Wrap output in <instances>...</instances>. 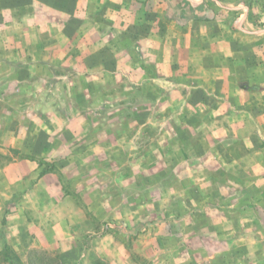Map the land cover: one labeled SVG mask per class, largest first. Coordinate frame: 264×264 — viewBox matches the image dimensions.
<instances>
[{"label": "crops", "instance_id": "1", "mask_svg": "<svg viewBox=\"0 0 264 264\" xmlns=\"http://www.w3.org/2000/svg\"><path fill=\"white\" fill-rule=\"evenodd\" d=\"M17 1L0 0L2 38L9 44L0 43V155L20 154L0 161V236L14 248L60 249L62 264L78 258L72 231L90 228V220L80 205L67 213L56 209L62 198L66 201L62 184L70 183L82 194L88 192L82 186L87 179L80 165L69 181L62 179L64 166L42 167L53 162L52 153L57 159L61 153L67 168L78 164L75 152L97 147L75 140L85 135L86 123L78 97L70 96L76 105L67 110L66 99L53 96L60 88L62 94L68 92L67 82L75 87L79 80L89 87L94 82L108 85L116 77L117 84L125 85L129 79L122 69L142 75L154 70L162 91L149 104L164 106L158 115L165 121L164 131L149 128L145 141H139L140 131L120 141L125 115H111L107 119L120 120V131L106 129L105 134H117L118 141L101 150L124 153L120 166L134 162L143 150L152 170L161 169L148 176L150 184L165 182L149 187V218L164 219L151 223L164 237L153 233L146 242L152 253L145 258L123 247L117 264H264V0H149L162 10L148 31H140L136 50L124 49L120 37L106 30L108 24L114 28L121 23L112 20L115 12L101 16L104 28L88 17L68 27L64 8L29 19ZM105 1L122 5V0ZM81 4L78 0L76 5ZM46 8L51 9L37 1V10ZM32 21L34 30L28 29ZM108 52L140 61L123 68L93 63V55ZM133 79L140 84V77ZM145 117L151 122L156 113L133 115L139 121ZM138 180L128 178L132 184ZM133 191L140 198V191ZM17 193L20 197L13 199ZM97 209L103 220L127 214L117 206L103 214ZM141 213L132 209L128 235H140ZM62 238L66 245L58 242Z\"/></svg>", "mask_w": 264, "mask_h": 264}, {"label": "rangeland", "instance_id": "2", "mask_svg": "<svg viewBox=\"0 0 264 264\" xmlns=\"http://www.w3.org/2000/svg\"><path fill=\"white\" fill-rule=\"evenodd\" d=\"M37 1L44 4L51 9L48 11L42 12L37 10ZM19 0L18 4L22 3L24 7H22L23 12L27 13L29 19L32 16L38 14L41 16L43 13H49L52 15L55 11H59V9L66 10L65 14L68 16V20L65 22V25L68 27L74 25H79L78 23L83 24L84 20H87L85 17L94 20V22L98 23L103 28L107 26L101 20V16L105 14V12H115V16L112 20H117L119 25L115 22L114 28L112 24H108V30L110 35L114 37H120V43L124 44L123 48L128 49L129 46L136 50L138 43V36L140 35V31H148V29L153 26L157 11L162 10V7H159V4L156 2H150L149 0H122V5L119 8L112 7L109 4V1L103 0H82V4L80 7H77L78 0ZM26 7V8H25ZM57 7V8H55ZM59 7V8H58ZM116 9H119V15ZM18 11V10H17ZM118 15V16H117ZM92 17V18H91ZM34 21L28 24V29L34 30L36 24ZM101 22V23H100ZM124 23V24H123ZM56 25V24H55ZM7 27H9L7 25ZM27 27V26H26ZM10 28V27H9ZM102 28V29H103ZM17 29V28H16ZM15 29V31H17ZM57 30V28H55ZM65 30V29H63ZM58 31V30H57ZM3 31L0 28V43L1 45L7 44V42L2 38ZM112 44V43H111ZM115 44V43H114ZM121 48V50H123ZM111 50V48H110ZM119 50V51H121ZM104 53L103 55H93L92 61L93 63L103 62L109 68H116V64L119 68H123L132 63H138L140 60H133L130 56L126 59L125 57L117 59V56L113 54V52ZM104 56V57H102ZM103 58V61L101 59ZM1 60V57H0ZM3 60V59H2ZM124 71L125 79H129L125 85L117 84L116 77L110 78L108 85H100L97 82H94L91 86L86 87L83 82L78 80L77 85L72 87L73 85H69V82L66 83V87L69 88V91L65 94L62 88L59 91L56 90V95L53 96L56 100L66 99L67 103H65V108L67 110L74 109L73 106L76 105L73 103L71 97H78L79 102L77 107L85 117V126L84 131L85 135L82 137H77L76 142L88 144L89 146H95L96 149L92 150H82L75 152L79 157V162L68 163L67 168L65 165H62V157L61 153L58 154L60 159H57L52 153L53 162L46 161L42 170L49 169H59V167L64 166V172L62 173V179L65 178L72 179L75 177L76 166L80 165L83 170L81 175L87 179L86 182L82 184L84 187H88L85 192L82 194L76 193L70 183L62 184L63 192L66 194L65 198H62L64 201L62 205H60L56 211L57 213H67L70 210H74L75 206H82V209L85 211L86 218L90 220V228L83 229L82 231H72L76 236L75 239L76 245L79 246L80 253L78 258L72 264H92L94 261L98 260L104 264H117L118 256L122 254V248L125 247L131 252L135 250L137 253L141 254V257L148 256L152 253L151 247L148 245L150 239L155 236L164 237L163 235H158V231L154 230L151 226L152 222H156L157 224H161L164 222V219H160L159 221H153L149 218L150 215V206L149 202L151 201L149 198V187H152L153 184L149 183L148 176L150 172L155 171L152 170L154 167H150L148 164V154L140 150L138 151V157L134 162H124L125 166H120L122 161H124V153L121 152L116 153V151L101 149L109 146V144L113 142H117V134L116 136L109 133L105 134L106 129L109 132H117L118 126H121L120 120L117 118L107 119L108 116H117V115H125L123 121V126L125 127V135L119 137L120 141L126 140V138H130L136 135V132H142L139 141H145L148 137V133H144V131H148L151 128L153 131L161 132L164 131L165 121L164 119L158 118L159 114H164V106L159 103L149 104V99L154 101V98L160 96L162 88L159 86L158 73L154 70L151 72H145L142 74H135L131 70L122 69ZM53 75V73H51ZM47 75V73H46ZM141 78L140 84L134 82L133 78ZM150 77V79H148ZM55 76L50 77L51 81H54ZM154 82V83H152ZM151 83V86L149 85ZM154 84V86L152 85ZM88 91L92 92V96H89ZM53 88H50V91ZM48 92V91H47ZM49 94V92H48ZM75 101V99H74ZM55 104V103H54ZM49 109H53L52 107H48ZM149 110L156 113V119H152L151 122L148 120V115L145 118H142L140 121L135 120L133 115L137 112H143L147 114ZM158 134V133H157ZM78 139V140H77ZM75 142V143H76ZM12 157H20L18 152L10 151L6 153V156L0 155V161L3 163L11 160ZM62 158V159H61ZM92 160V161H89ZM66 164V163H65ZM151 170V171H150ZM161 169H157V173H160ZM159 177L163 178V175L158 174ZM133 176H137L139 179L137 183L132 184L128 181V178H132ZM98 177V178H95ZM69 181V180H68ZM100 181L102 183H100ZM165 182H157L154 184V187H162ZM83 187V190L86 188ZM92 189V190H91ZM133 190H139L140 198L134 197L132 194ZM21 193H17L14 195L13 199L19 198ZM153 202V201H151ZM133 204V205H132ZM101 206V207H100ZM120 207L126 210V215L121 218H109L107 220L101 219L96 216V209L100 213L105 212H113L112 210ZM49 206H46V209ZM139 208L141 210V214H145L142 217V220L139 221L140 226V235L139 236H130L126 233L127 228H132V224L134 222V218L131 216L132 209ZM45 209V210H46ZM108 210V211H106ZM74 216V215H73ZM78 215H76L77 217ZM83 216V214H81ZM80 217V216H79ZM85 217V216H84ZM67 219V228L70 230V227H73L72 222ZM4 222V221H2ZM1 225V224H0ZM1 234V230H0ZM163 234V232H161ZM5 237L0 236V249L3 247L4 242L7 241L4 239ZM23 239L18 242L21 244ZM63 238L58 240L62 245H66L63 243ZM140 241L141 243H137ZM8 243V242H7ZM9 244V243H8ZM18 257L26 264H53L59 263L60 261V249L57 250H48L44 247L36 248V247H18L14 248L11 244H9ZM64 248V247H62ZM120 258V257H119ZM122 262H120L121 264ZM71 264V263H70ZM126 264V263H125Z\"/></svg>", "mask_w": 264, "mask_h": 264}, {"label": "trees", "instance_id": "3", "mask_svg": "<svg viewBox=\"0 0 264 264\" xmlns=\"http://www.w3.org/2000/svg\"><path fill=\"white\" fill-rule=\"evenodd\" d=\"M0 264H26V263H24L18 257V255L15 253V251L7 242L6 243L4 242L3 247L0 249ZM53 264H59V263L55 262ZM92 264H104V263L96 260Z\"/></svg>", "mask_w": 264, "mask_h": 264}]
</instances>
